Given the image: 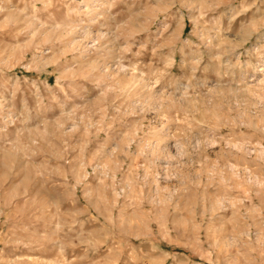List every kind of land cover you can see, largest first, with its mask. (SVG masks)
Returning a JSON list of instances; mask_svg holds the SVG:
<instances>
[{"label": "rangeland", "instance_id": "374dc122", "mask_svg": "<svg viewBox=\"0 0 264 264\" xmlns=\"http://www.w3.org/2000/svg\"><path fill=\"white\" fill-rule=\"evenodd\" d=\"M0 264H264V0H0Z\"/></svg>", "mask_w": 264, "mask_h": 264}, {"label": "bare ground", "instance_id": "6f19581e", "mask_svg": "<svg viewBox=\"0 0 264 264\" xmlns=\"http://www.w3.org/2000/svg\"><path fill=\"white\" fill-rule=\"evenodd\" d=\"M262 84V83H261Z\"/></svg>", "mask_w": 264, "mask_h": 264}]
</instances>
